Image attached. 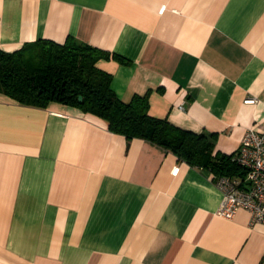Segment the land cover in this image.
Segmentation results:
<instances>
[{
	"label": "crops",
	"instance_id": "obj_1",
	"mask_svg": "<svg viewBox=\"0 0 264 264\" xmlns=\"http://www.w3.org/2000/svg\"><path fill=\"white\" fill-rule=\"evenodd\" d=\"M67 38L110 54L96 66L118 99L147 95L213 154L264 132V0H0V50ZM213 176L76 107L0 93V264H261L264 224L220 217Z\"/></svg>",
	"mask_w": 264,
	"mask_h": 264
},
{
	"label": "trees",
	"instance_id": "obj_2",
	"mask_svg": "<svg viewBox=\"0 0 264 264\" xmlns=\"http://www.w3.org/2000/svg\"><path fill=\"white\" fill-rule=\"evenodd\" d=\"M109 56L71 38L63 44L38 40L13 52L0 50V93L27 106L46 108L57 103L76 107L105 120L114 133L153 142L214 176H244L231 161L233 154H213L214 144L205 135L150 116L147 95L135 96L129 103L118 99L110 89L111 74L96 66L99 59ZM112 57L126 63L119 56Z\"/></svg>",
	"mask_w": 264,
	"mask_h": 264
},
{
	"label": "built area",
	"instance_id": "obj_3",
	"mask_svg": "<svg viewBox=\"0 0 264 264\" xmlns=\"http://www.w3.org/2000/svg\"><path fill=\"white\" fill-rule=\"evenodd\" d=\"M231 161L245 173L242 178L213 176L222 194L218 215L231 220L239 209H244L251 223L264 224V132L247 128Z\"/></svg>",
	"mask_w": 264,
	"mask_h": 264
},
{
	"label": "water",
	"instance_id": "obj_4",
	"mask_svg": "<svg viewBox=\"0 0 264 264\" xmlns=\"http://www.w3.org/2000/svg\"><path fill=\"white\" fill-rule=\"evenodd\" d=\"M79 100H81V97H79Z\"/></svg>",
	"mask_w": 264,
	"mask_h": 264
}]
</instances>
